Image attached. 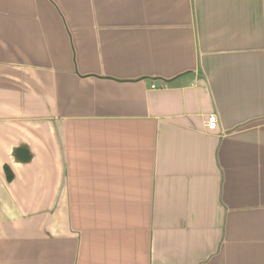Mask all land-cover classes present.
<instances>
[{"label":"crops","instance_id":"crops-1","mask_svg":"<svg viewBox=\"0 0 264 264\" xmlns=\"http://www.w3.org/2000/svg\"><path fill=\"white\" fill-rule=\"evenodd\" d=\"M0 264H264V0H0Z\"/></svg>","mask_w":264,"mask_h":264},{"label":"water","instance_id":"water-1","mask_svg":"<svg viewBox=\"0 0 264 264\" xmlns=\"http://www.w3.org/2000/svg\"><path fill=\"white\" fill-rule=\"evenodd\" d=\"M14 157L18 160L20 159L26 162L30 160L31 154H30L28 147L25 144H23L22 146L14 150Z\"/></svg>","mask_w":264,"mask_h":264},{"label":"built area","instance_id":"built-area-1","mask_svg":"<svg viewBox=\"0 0 264 264\" xmlns=\"http://www.w3.org/2000/svg\"><path fill=\"white\" fill-rule=\"evenodd\" d=\"M207 126L210 130H216L219 128V119L216 114L212 113L208 116Z\"/></svg>","mask_w":264,"mask_h":264}]
</instances>
